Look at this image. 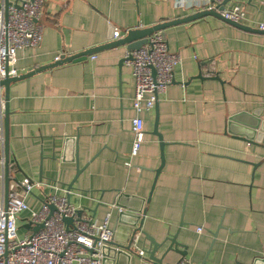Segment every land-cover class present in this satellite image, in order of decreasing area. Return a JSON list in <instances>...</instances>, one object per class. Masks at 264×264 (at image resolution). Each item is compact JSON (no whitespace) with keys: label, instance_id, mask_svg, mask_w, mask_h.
I'll list each match as a JSON object with an SVG mask.
<instances>
[{"label":"crops","instance_id":"obj_1","mask_svg":"<svg viewBox=\"0 0 264 264\" xmlns=\"http://www.w3.org/2000/svg\"><path fill=\"white\" fill-rule=\"evenodd\" d=\"M239 1L246 11L239 22L245 29L206 16L164 30L180 60L174 81L142 114L145 138L135 157V84L130 66L122 63L126 46L11 83L8 146L15 168L10 176L40 183L27 197L30 208L39 211L50 194L66 195L89 220L103 223L109 216L113 229L125 218L122 211L139 214L142 229L157 242L175 235L190 262L264 264V147L227 132L230 116L264 120V30L259 28L264 0ZM213 5L214 0H44L42 41L18 51V74L107 43L111 26L125 35ZM205 60L210 64L203 65ZM208 70L220 80L207 77ZM200 71L204 78H192ZM0 93L4 102V87ZM4 120L0 102L3 127ZM155 127L165 156L156 181L161 148ZM261 138L264 144V134ZM76 155L83 169L69 189L77 174ZM29 217L27 211L17 221L25 233L34 226ZM144 239L140 233L138 252ZM147 257L113 261L154 264ZM180 259L179 252L169 250L163 263Z\"/></svg>","mask_w":264,"mask_h":264},{"label":"built area","instance_id":"obj_2","mask_svg":"<svg viewBox=\"0 0 264 264\" xmlns=\"http://www.w3.org/2000/svg\"><path fill=\"white\" fill-rule=\"evenodd\" d=\"M225 0H214L213 8ZM44 0H0V80L18 75L16 67L18 51L40 45L43 25L38 23L42 15ZM233 21L240 22L246 11L239 0H229L220 11ZM259 28L264 30V23ZM123 31L113 26V40L123 37ZM60 57H57L59 59ZM95 58V56H93ZM125 61L132 70L135 92L132 120L134 135L131 156L141 150L145 138L142 114L150 111L157 103L158 94L165 92L174 81V67L179 55L169 49L161 31L152 33L140 48L128 52ZM0 102L4 107L0 93ZM4 127L0 122V147L4 145ZM0 264H103L102 247L114 238V229L109 227L108 218L103 223L85 218L69 201L66 195L50 194L39 211L30 208L27 197L32 187L40 183L29 177H11L8 198L5 199V157L0 155ZM50 204L56 210L51 212ZM30 212L32 224H43L35 233L20 236L18 218ZM122 211V209H121ZM63 217H71L67 224ZM199 232L204 231L198 227ZM139 253L143 254L142 251ZM175 264H198L180 259Z\"/></svg>","mask_w":264,"mask_h":264},{"label":"water","instance_id":"obj_3","mask_svg":"<svg viewBox=\"0 0 264 264\" xmlns=\"http://www.w3.org/2000/svg\"><path fill=\"white\" fill-rule=\"evenodd\" d=\"M9 0H5V3H8ZM229 2V0L223 1L222 4L217 5L214 8H205L203 10H198L192 14H188L183 17L175 18L172 20H167L164 22H160L158 24H155L153 26H149L147 28H134L129 30L123 37L113 40V26H111L109 31V41L105 44L95 46L92 48H88L86 50L80 51L78 53L74 54H63L60 56L59 59L39 66L36 69L29 71L24 74H18L15 77L6 76L4 79L0 80V88L4 87L5 89V97H4V111H5V120H4V155H5V199L8 198V191H9V181L11 178V169L15 168V166H11L10 163L12 160L9 158V146H8V116H9V90L11 83L18 81L20 79L26 78L28 76H31L37 72L48 70L50 68H54L69 62H79L82 60H85L88 55L94 54L99 50L115 47V46H126L127 51L131 52L132 50L140 48L144 43L147 42V37L150 36L152 33H155L157 31H161L164 34V30L166 28H169L171 26L182 24V23H189L194 20H197L199 18H203L206 16H214L216 18H219L225 22H229L230 24H233L234 26L238 28L245 29L246 26L243 24L233 21L231 19H228L224 17L220 11H222L226 4ZM46 18V15H41L36 21L38 23L44 24V19ZM126 58L122 59V63L125 62ZM210 60L202 61L203 65L210 64ZM207 77L214 78L217 80H220V77L218 74L213 75V72ZM192 78H204L203 72L200 71L197 76H194ZM191 78V79H192ZM239 116H230L228 118V126H227V132L234 135L237 138L243 139L246 142L253 143L256 145H262L264 147V144L261 142V137L264 134V120H262L261 116H257L255 118V122H247V121H241L238 119ZM153 133L157 135L160 139V148H161V165L155 170L156 176L155 181L163 167L164 164V142L163 137L160 133H158L156 127L154 128ZM74 161L77 164V174L74 177V179L69 183L68 187L69 189L73 188V183L75 182L76 178L80 174L83 168L79 167V162L77 155L74 158ZM16 167L19 169L18 164ZM51 212L56 210V207L54 204H50ZM138 213V212H137ZM142 214V213H140ZM122 215L125 218H121L120 222L117 223L116 227L114 228V238L113 241L110 243L104 245L102 247V254H103V264H114L115 259L121 257V256H127L128 258L132 255H139L144 256V253L148 255L147 259L153 262L154 264H164L163 259L167 252L169 250H175L179 252L182 256V259L186 258V246L180 243L175 235H170L165 240L161 242H157L149 233H147L145 230L142 229L143 226V220L142 216L139 214H127L126 212L122 211ZM64 222L67 224H70L72 222L71 217H63ZM43 227V224H35L32 228V232L35 233L38 230H40ZM142 233L145 236L144 243L142 244V252L143 254L138 252V248L136 246V243L138 241L139 234ZM145 240L149 241V247L145 248ZM166 242H169L167 245V248L164 250L163 254L161 256H157L159 249L164 246ZM114 260V261H113ZM205 264V263H203Z\"/></svg>","mask_w":264,"mask_h":264},{"label":"rangeland","instance_id":"obj_4","mask_svg":"<svg viewBox=\"0 0 264 264\" xmlns=\"http://www.w3.org/2000/svg\"><path fill=\"white\" fill-rule=\"evenodd\" d=\"M26 231H25V229L24 228H22V229H19V234H20V236H22L24 233H25Z\"/></svg>","mask_w":264,"mask_h":264}]
</instances>
